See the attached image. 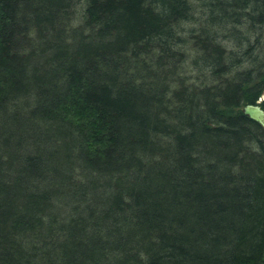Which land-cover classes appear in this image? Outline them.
Returning a JSON list of instances; mask_svg holds the SVG:
<instances>
[{
    "label": "trees",
    "instance_id": "obj_1",
    "mask_svg": "<svg viewBox=\"0 0 264 264\" xmlns=\"http://www.w3.org/2000/svg\"><path fill=\"white\" fill-rule=\"evenodd\" d=\"M264 0H0V264H264Z\"/></svg>",
    "mask_w": 264,
    "mask_h": 264
},
{
    "label": "water",
    "instance_id": "obj_2",
    "mask_svg": "<svg viewBox=\"0 0 264 264\" xmlns=\"http://www.w3.org/2000/svg\"><path fill=\"white\" fill-rule=\"evenodd\" d=\"M261 100L256 104H246L243 107L244 113L251 119L257 121L264 128V108L260 104Z\"/></svg>",
    "mask_w": 264,
    "mask_h": 264
}]
</instances>
